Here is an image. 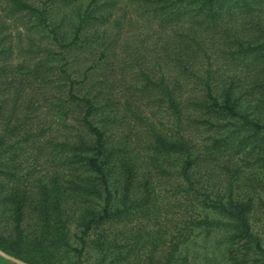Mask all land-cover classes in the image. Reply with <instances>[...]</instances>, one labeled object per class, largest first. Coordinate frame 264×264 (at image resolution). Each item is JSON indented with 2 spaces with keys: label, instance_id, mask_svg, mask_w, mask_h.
Segmentation results:
<instances>
[{
  "label": "trees",
  "instance_id": "1",
  "mask_svg": "<svg viewBox=\"0 0 264 264\" xmlns=\"http://www.w3.org/2000/svg\"><path fill=\"white\" fill-rule=\"evenodd\" d=\"M127 1L138 14L150 10L158 16L157 32L167 35L165 54L179 68L158 80L135 68L141 89L152 88L173 118L170 127L148 124L137 148L116 131L115 123L129 109L127 101L119 110L111 92L88 78V71L106 59L103 46H111L105 26L98 30L108 14L100 2L0 0V72L8 66L13 29L20 35L19 48L29 56L26 66L32 78L40 80L41 70L59 84L49 94L52 100L42 99V107L54 115L44 121L30 118L36 108L31 100L25 103L24 116L14 115L19 93L10 98L9 113L2 116L5 98L0 96V250L27 264H174L180 242L195 227L225 225L230 228L225 245L229 259L242 263L248 250L263 251L249 224L251 197L234 191V168L227 166L226 191L203 188L196 168L204 149L180 124L186 117L210 127L232 121L222 134L203 143L207 153L245 149L257 154L260 148L258 160L264 165V18L243 27L249 34L243 37L232 16L249 0ZM146 1L152 2L150 9ZM212 34L230 48L229 54L247 57L261 74L243 85L230 71H219L205 46ZM76 50L83 60L74 57ZM85 59L90 63L82 71L74 64L81 73L78 78L67 64H85ZM199 61L202 76L195 82L200 85L195 94L188 83L190 75L198 76L192 68ZM136 117L140 119L139 111ZM239 130L246 133L238 135ZM163 172H172L168 178L175 183L170 187L181 191L173 196L180 199L185 193L188 210L167 234L162 222L134 223V218L159 208L153 201L160 180L156 176ZM206 209L221 218L209 217ZM88 253L94 256L89 263Z\"/></svg>",
  "mask_w": 264,
  "mask_h": 264
},
{
  "label": "rangeland",
  "instance_id": "2",
  "mask_svg": "<svg viewBox=\"0 0 264 264\" xmlns=\"http://www.w3.org/2000/svg\"><path fill=\"white\" fill-rule=\"evenodd\" d=\"M83 1L86 2V0ZM98 1L102 11L108 13L107 18L102 19L103 22L99 23L98 30L101 29L100 27L105 26L104 33L107 37L105 40L109 39L111 46L109 48H107V45L103 46L104 53L107 54L104 57L106 59L103 62H98V67L88 71V78L91 80L95 79L94 83H102L104 88L111 92L115 102H119V110L125 108V101H127L126 104L129 109L125 110L122 120L115 123L116 131L123 132V135L125 133L127 136H125V139L129 145L132 148H137L143 144V136L148 124L156 127H170L173 118L164 108V104L157 99L156 93L152 88L141 89L142 80L135 68L145 69L156 80L162 74L165 77L167 74L171 76L179 69L176 67L178 64L174 62L175 65H171L172 60L165 54V51L169 52L165 41L167 35L157 32L159 29V22L156 21L157 15H151L150 10L138 14L137 9H133L134 4L129 3L127 0H114V3H109V0ZM146 2L149 4L147 9H150L153 5L151 4L152 2ZM263 18L264 0H249L247 6L239 8L232 16V19L240 25L242 29L240 34L244 35L243 37L249 35L248 31L243 29V27L247 28L249 25L253 27L256 21ZM118 19L119 22L117 21ZM166 29L172 34V31L169 30L170 28ZM10 34L12 49L6 58L8 66L5 65L4 70L0 72V96L5 98L2 116L9 113L8 109L11 107L10 98L15 93H19L16 97L14 115L24 116L25 103L31 100L36 105V108L34 112H30V118H33L34 121L50 119L54 115L50 111L46 112L47 110L42 107V99L45 96V98L52 100L49 94L52 89H57L59 84L52 80L53 75L48 77L49 73L44 74L41 70L38 71L40 80L38 76H35L36 79L32 78L33 74L26 66L29 63V56L19 48L20 35H17L13 29H11ZM205 43L208 48L207 52L215 57L214 62L218 64L219 71L222 69L230 71L243 85H246L247 81L254 76L261 74L260 68L256 67L247 57L242 59L236 54H229L227 51H230V48L220 43L217 34H212L211 39L206 38ZM72 53L77 61L84 57L82 52L78 50ZM74 57L73 60L75 61ZM71 63V65L67 64V66L70 70L72 69L73 75L79 78L81 73L74 69L75 65L82 71L84 66H87L90 61L85 59V64L73 63V61ZM199 65L200 61L192 68L198 76L190 75L191 79L188 83L193 87L192 92L195 94H199L198 88L200 87L199 84L195 85V82L197 81L198 83L197 77L202 74V68ZM198 67H200L199 70ZM260 88L262 90V87ZM137 111L140 113L141 120L136 117ZM258 111L263 110L258 109ZM144 113L146 116H143ZM143 117H146V119ZM223 121L224 119H219L217 122L222 123ZM232 123V121H228L222 126L213 123L210 127L198 123L191 117H186L180 124V130L194 138L196 145L202 146L204 149L202 160L200 159L196 168V173L200 177L203 188L206 187L212 189V191H226L223 188L226 181V166L234 168L233 176L235 180H232V187L234 191L238 192L239 196L251 197L252 206L248 214L249 224L251 230L258 236L263 249V251L248 250L247 254L244 255L245 261L242 263L238 262V264H264V165L258 160V157H261L259 152L262 149L256 148L257 154L254 150L245 152V149L239 153L227 149L222 151L213 150L207 153V146L203 145L211 137L222 134ZM237 133L238 135H243L246 132L239 130ZM113 136L115 137V135ZM236 139L237 137L232 140V143ZM230 152L231 155L229 154ZM139 154H141L140 151ZM143 158L146 159L145 156ZM151 172L155 173L156 171L152 169ZM163 173L156 176L160 180L156 188L157 196L153 201L154 204L159 205V208L149 215L146 213V216L134 218V223L141 225L145 222L147 226H151L155 225V222H162L165 230H161L167 234L175 226L181 224L184 212L186 213L188 210H184L187 203L184 198L186 196H183L185 193L181 194L180 199H175L173 196V194L179 195L181 191L180 193H175L170 187L174 180L168 178V174L172 172ZM195 209L198 211L197 208ZM200 213H202V210ZM205 213L212 218H221L216 212L209 209H206ZM137 224L134 225L136 226ZM229 233L230 228L225 225L210 229L195 227L189 238L180 242L178 257H176L174 264H235V261L229 259L228 252H226L227 248L225 245L227 244ZM93 257L89 253L86 254L87 263L91 262ZM236 257L239 258L240 255H236ZM13 262L20 264L8 256L0 254V264H13Z\"/></svg>",
  "mask_w": 264,
  "mask_h": 264
},
{
  "label": "water",
  "instance_id": "3",
  "mask_svg": "<svg viewBox=\"0 0 264 264\" xmlns=\"http://www.w3.org/2000/svg\"><path fill=\"white\" fill-rule=\"evenodd\" d=\"M0 254H2V255H4V256H8L9 258H11V259L17 261V262L20 263V264H27V263H25V262L19 260L18 258L14 257V256H11V255H9V254H7V253L1 251V250H0Z\"/></svg>",
  "mask_w": 264,
  "mask_h": 264
}]
</instances>
